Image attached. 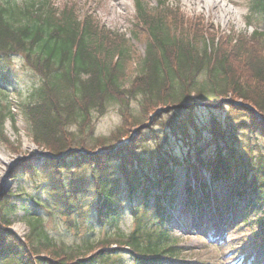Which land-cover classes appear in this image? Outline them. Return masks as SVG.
<instances>
[{
    "label": "trees",
    "instance_id": "trees-1",
    "mask_svg": "<svg viewBox=\"0 0 264 264\" xmlns=\"http://www.w3.org/2000/svg\"><path fill=\"white\" fill-rule=\"evenodd\" d=\"M14 2L0 5V95L15 85L11 61L22 54L24 69L36 78L28 100L18 104L26 135L53 155L68 148L86 153L26 159L15 168L18 188L0 196V264H181L175 230L197 228L214 238V229L253 222L256 258L242 250L234 262L264 264V125L256 115L223 102L204 107L208 119L201 127L196 110L203 106L174 107L140 127L157 108L195 99L241 100L264 118V0L248 4L246 23H256L249 35L219 33L201 15L178 7L135 2L131 38L104 29L92 14L78 16L73 6L56 8L47 0L35 6L30 0L22 9ZM134 39L144 46L136 57ZM109 106L121 116L111 147L130 130L138 132L113 153L90 155L104 146L94 138V122ZM10 108L0 106L2 141H8L3 122H15ZM177 167L189 176L179 210ZM121 210L131 222L120 228ZM54 211L87 213L111 230L96 249L63 248L43 227L46 213ZM249 211L258 214L253 222ZM15 218L30 227L22 239L10 229Z\"/></svg>",
    "mask_w": 264,
    "mask_h": 264
},
{
    "label": "rangeland",
    "instance_id": "rangeland-1",
    "mask_svg": "<svg viewBox=\"0 0 264 264\" xmlns=\"http://www.w3.org/2000/svg\"><path fill=\"white\" fill-rule=\"evenodd\" d=\"M29 1L30 0H15L14 3L16 7L23 9L25 4ZM35 1L36 4L34 5L36 6L37 1L41 0ZM135 2L142 3L150 8L159 6L161 8L167 7L174 9L178 7V9L186 15H201L208 25H212V29L226 35H240L241 33L249 35L256 26L255 22H253L251 26L247 25L245 19V16L248 14L249 9L247 8L250 0H167L165 4L157 0H47L48 5L56 8H61L63 5L73 6L78 16L92 14L104 29L108 31L109 29L116 30L121 33L124 32L127 38H131L128 31L130 28L129 22L133 17L135 9ZM4 4L5 0H0V5L3 6ZM262 28L264 29V27ZM130 43L135 52L134 57L143 53L144 46L140 41L134 39ZM22 59V54H18L17 57L13 58L11 61L13 64L9 73L13 75L16 74V77H13L15 79V85L6 86V90L8 91L6 96L0 95V106L2 110H5L7 105L10 106L15 119L14 123L6 119L2 125L4 136L8 138V141H2L0 138V189L5 185L6 192L13 191L19 186V182L14 176V171L16 167L24 166L25 161L20 162L22 156L32 154L35 151L44 150L37 147L24 131V120L18 104L28 100L32 84L36 78L28 75L24 69V62H22ZM127 68L128 74L135 70L134 64L128 65ZM15 88L19 91V94H16L14 91ZM133 108L136 109L135 106ZM196 112L198 114V124L202 127L203 124H206L208 112L204 107L202 109H197ZM120 120V112L115 106H109L104 114L97 116L94 122V138H100L99 140L104 142V146H98L92 152H97V150L100 149L112 148L111 135L117 127H120ZM131 131L132 130L129 132L132 133ZM202 134L203 137H207L208 135L204 129ZM122 140L127 139L125 138ZM174 146V153L182 156V149L178 145L174 144ZM43 159L35 161L41 162ZM183 168H176L177 172L181 175V181L179 182L180 187L178 189L177 210H179V203L184 197V182L189 179V176L186 175ZM200 171L201 177L207 178L205 171L203 169H200ZM25 187L30 191V184L26 181ZM220 188L221 186H217L214 191L217 190L219 192ZM40 198L43 200L47 199L46 193L42 192ZM131 204L134 205L135 202ZM28 205L31 207L32 204L29 203ZM240 209L242 211L244 210L243 207ZM17 214H19V216L24 215V213L20 211ZM247 216L252 222L253 219L255 220L258 218L257 212L253 211H249ZM119 218L118 225L120 228L122 226H127L131 222V217L127 211L121 210V216ZM43 220V227L53 236L57 245L81 252H84V247L87 244H91L93 249H96L99 245L98 242L100 238L105 237L111 230L107 225L99 224L96 219L91 218L90 214L87 213L83 215L80 213H72L66 216L59 211H54L52 214L46 213ZM253 223L250 227L239 226V228H237L233 226L234 229L230 227L223 232L219 228L214 229V234L218 235L219 233L218 237H214L215 239L201 237V235L205 236L206 234L201 230H197V228L196 230L186 232L175 230L173 232L174 237L179 239L178 255L175 258H177L178 261L180 260L179 262H181V264H240L234 262L236 261L234 259L237 254L244 250L247 255H253L251 258L252 261L256 258L254 249L255 246H257L253 243V245L250 244V242H254L255 239L252 233V230L255 229V224ZM197 224L201 225L198 221L196 222V225ZM166 226L168 229L172 227L169 224ZM29 228L26 220L15 218L10 229L22 239Z\"/></svg>",
    "mask_w": 264,
    "mask_h": 264
},
{
    "label": "water",
    "instance_id": "water-1",
    "mask_svg": "<svg viewBox=\"0 0 264 264\" xmlns=\"http://www.w3.org/2000/svg\"><path fill=\"white\" fill-rule=\"evenodd\" d=\"M223 102L225 103H228V104H231V105H235V106H238V107H246L248 108L253 115H256L257 117V120L262 123L264 125V118L256 111V109H254L251 105H249L248 103L246 102H242L241 100H236V99H231L229 97H223L222 99H219L218 101H215V102H206V101H203V100H198V99H195V100H192L191 102L189 101H186V102H182L178 105H173V106H165V107H159L157 108L153 113H151L148 117V123L146 124H141L140 127H147L149 125V123L152 121V118L153 116H159V114L163 113V112H167L169 111L170 109L169 108H174V107H177V108H188V109H191L192 106H198V107H208V108H216V107H219L221 104H223ZM138 129L137 128H134L132 129V133H130V135L128 136L127 140H121L120 142H118V145H115L114 147L112 148H107V149H100V150H97V152H89L90 155H95V154H110V153H113L119 145L121 144H126L128 143L129 140H131L136 134H137V131ZM74 151H78L79 153H82V154H85L86 151H84L83 149H79V148H68L66 150H64V152L60 153V154H52L50 153L49 151L47 150H43V151H35L33 152L32 154H29V155H26V156H22V159L20 160V162H23L25 161L26 159H34V160H41L43 158H51V159H64L65 158V155L70 153V152H74ZM8 175V174H7ZM6 192V186H2V188L0 189V196L2 194H4Z\"/></svg>",
    "mask_w": 264,
    "mask_h": 264
}]
</instances>
